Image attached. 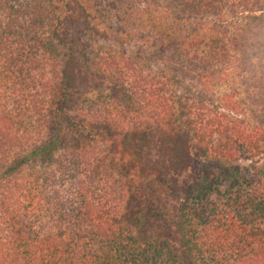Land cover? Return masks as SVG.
<instances>
[{
  "label": "trees",
  "instance_id": "trees-1",
  "mask_svg": "<svg viewBox=\"0 0 264 264\" xmlns=\"http://www.w3.org/2000/svg\"><path fill=\"white\" fill-rule=\"evenodd\" d=\"M134 1L0 0V264H264V0Z\"/></svg>",
  "mask_w": 264,
  "mask_h": 264
},
{
  "label": "rangeland",
  "instance_id": "rangeland-1",
  "mask_svg": "<svg viewBox=\"0 0 264 264\" xmlns=\"http://www.w3.org/2000/svg\"><path fill=\"white\" fill-rule=\"evenodd\" d=\"M142 2L139 3L140 1H134L132 5L136 6L132 9H137V10H144L147 5H153L157 7L159 6H168L169 8L172 7V2L171 0H141ZM129 9H131L129 7ZM141 14L138 13L136 18H134L133 22L136 20L135 26L137 29L135 32L140 30L141 32L148 31L152 26V17L151 16H145L144 19H140ZM156 17V16H154ZM174 19H180L178 13L174 12L173 13ZM164 20V18H162ZM188 26L191 27L190 32L196 31V32H204V30L207 29V31L214 30L218 34H222L225 32H228L229 35L240 37L243 35L247 24L249 23V18L248 17H238L232 14L231 12L226 13L222 18H213V17H207V18H188ZM143 30V31H142ZM207 33V32H206ZM75 35L78 37L77 31L75 32ZM135 49V48H134ZM156 57L152 58L151 56L149 57V62H152L150 64L151 68L153 69V64L156 65ZM257 66L256 64H254ZM242 72V67L239 66L238 68L236 66H233L230 69H226L224 75H222L220 84L216 87V94L218 96L222 94H230L232 93L233 90L237 89L240 91L239 99H242L246 106L245 110L250 109L251 103L248 100L247 97V89H248V83L245 82L244 79L242 78H248L250 79L252 73L250 74L247 72L241 73ZM243 76V77H242ZM177 77L183 84H190L192 81L189 80L181 71L177 74ZM122 148L126 150L127 152H132L133 149H135L134 144L132 143V140L126 141V143L122 145Z\"/></svg>",
  "mask_w": 264,
  "mask_h": 264
}]
</instances>
